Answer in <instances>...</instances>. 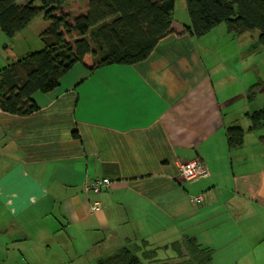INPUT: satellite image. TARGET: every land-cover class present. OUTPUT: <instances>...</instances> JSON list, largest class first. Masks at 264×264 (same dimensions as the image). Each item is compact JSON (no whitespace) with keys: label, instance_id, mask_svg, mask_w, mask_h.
<instances>
[{"label":"crops","instance_id":"crops-1","mask_svg":"<svg viewBox=\"0 0 264 264\" xmlns=\"http://www.w3.org/2000/svg\"><path fill=\"white\" fill-rule=\"evenodd\" d=\"M186 17L173 16L142 63L91 70L89 54L34 95L36 112L0 108V264L38 252L43 264H96L123 245L179 264L174 244L187 237L211 249L213 264H264V127L251 130L248 116L264 108V47L258 32L225 25L197 37ZM14 39L0 28V68L33 51L16 52ZM233 125L246 129L237 149ZM197 158L207 172L181 178L178 160ZM97 178L112 186L86 194Z\"/></svg>","mask_w":264,"mask_h":264},{"label":"trees","instance_id":"trees-1","mask_svg":"<svg viewBox=\"0 0 264 264\" xmlns=\"http://www.w3.org/2000/svg\"><path fill=\"white\" fill-rule=\"evenodd\" d=\"M72 0H0V28L14 39L42 17L46 22L40 33L44 48L31 51L16 62L0 68V108L27 116L39 109L34 95L59 87L61 79L77 64L95 57L96 70L108 65L133 66L146 61L159 42L172 32L177 0H89L88 11L74 16L64 14ZM85 1V0H83ZM190 18L187 30L197 37L225 25L230 34L259 33L257 46L264 47V0H185ZM37 3L39 5H37ZM75 33V34H74ZM70 38L75 41L70 42ZM259 85L248 91L254 99ZM251 130L264 127V108L248 115ZM246 129L233 125L227 129L230 149L244 143ZM179 264H213L211 249L196 238L187 237L174 244ZM123 245L96 264H164L155 249ZM62 264V263H58Z\"/></svg>","mask_w":264,"mask_h":264},{"label":"rangeland","instance_id":"rangeland-1","mask_svg":"<svg viewBox=\"0 0 264 264\" xmlns=\"http://www.w3.org/2000/svg\"><path fill=\"white\" fill-rule=\"evenodd\" d=\"M25 0H21V2H24ZM37 5H39L37 3ZM88 6H89V0H78V1H69L66 3L64 6V14H68L69 18L68 20L71 21L74 16H78L80 14H84L88 11ZM188 17V12L186 8V1L185 0H177L176 2V9L174 11V17L177 19H185V17ZM186 17V18H187ZM47 22L42 18L39 17L35 23L30 27V29L24 33L23 37L18 36L17 39H14L12 41V48L15 49L16 52L18 53H23L25 49L28 47L33 48V51H39L44 48V43L42 42L40 38V32L45 28ZM75 34V33H74ZM74 38H70V42H74ZM95 57L93 58V61H91V66L95 65ZM32 244H25L24 242L20 243L19 247H29ZM172 251L170 250L167 255V257L172 256ZM162 257V256H161ZM166 257V256H165ZM164 259V258H163ZM13 261H17L14 259H3L2 263L9 264L12 263ZM46 260L40 255V253H34L31 256H27V258L22 259L21 261L18 260L17 264H43ZM165 261V260H164ZM9 262V263H7ZM146 264H151V263H146ZM159 264V262H158Z\"/></svg>","mask_w":264,"mask_h":264},{"label":"built area","instance_id":"built-area-1","mask_svg":"<svg viewBox=\"0 0 264 264\" xmlns=\"http://www.w3.org/2000/svg\"><path fill=\"white\" fill-rule=\"evenodd\" d=\"M178 168L180 177L185 180L194 179L202 176L207 172L206 164L203 160L197 158L195 160H178ZM112 186V180L110 178H97L85 182L83 189L86 194L99 195L102 191ZM196 205H202L204 202L203 195L196 196L193 199ZM101 208V203L98 200H94L91 205L92 211H97Z\"/></svg>","mask_w":264,"mask_h":264}]
</instances>
